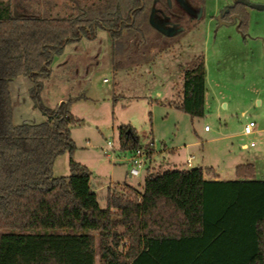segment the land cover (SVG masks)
<instances>
[{"label": "trees", "instance_id": "obj_1", "mask_svg": "<svg viewBox=\"0 0 264 264\" xmlns=\"http://www.w3.org/2000/svg\"><path fill=\"white\" fill-rule=\"evenodd\" d=\"M73 1V12L56 15L50 0L43 9L42 0H0V264H96L97 248L101 264H264V180L252 163L238 164L236 179L227 180L207 179L201 168L147 167L140 193L110 185L99 205L91 170L73 157L71 99L46 106L41 78L66 44L93 38L98 28L111 38L113 66L148 60L156 46L147 16L153 0ZM248 6L237 0L227 13L237 15L242 35ZM19 75L33 82L31 97L46 120L13 123L9 84ZM205 92L204 56L194 55L175 106L203 116ZM118 139L124 151L141 145L129 124L119 126ZM63 152L69 173L54 176Z\"/></svg>", "mask_w": 264, "mask_h": 264}, {"label": "rangeland", "instance_id": "obj_2", "mask_svg": "<svg viewBox=\"0 0 264 264\" xmlns=\"http://www.w3.org/2000/svg\"><path fill=\"white\" fill-rule=\"evenodd\" d=\"M42 1L41 9L47 0ZM50 1L56 15L74 11L73 0ZM80 1L84 7L97 0ZM235 1L202 0L200 18L187 21L186 30L167 41L150 30L156 46L141 63L136 58L130 64L122 61L123 67L113 66L112 41L102 28L93 38L66 44L54 56L49 77L41 78L39 96L49 107L71 99L70 111L76 119L70 126L76 144L73 157L91 170V185L101 207L106 205L110 185L117 190L142 191L146 165L139 175L129 176L130 164L124 161L128 151L120 149L118 139L122 124L133 126L142 147L153 150L149 171L182 168L187 157L193 156L189 169L202 166L203 177L212 166L220 178L236 179L235 167L245 160L242 158L256 153L257 176H264V151H255L261 148L260 136L248 138L254 143L249 149H241L232 137L249 120L258 125L264 112V9L255 7L264 5V0H246L250 26L246 37L236 23L218 20L222 9ZM14 10L25 12L16 5ZM194 55L204 56L207 72L204 115L200 117L175 106L181 95L183 68ZM32 85L24 75L9 84L14 124L46 120L31 97ZM256 96L262 97L260 105ZM221 101L227 102L226 108ZM68 162L67 152L59 154L53 161V175H68ZM96 264H101L98 248Z\"/></svg>", "mask_w": 264, "mask_h": 264}, {"label": "flooded vegetation", "instance_id": "obj_3", "mask_svg": "<svg viewBox=\"0 0 264 264\" xmlns=\"http://www.w3.org/2000/svg\"><path fill=\"white\" fill-rule=\"evenodd\" d=\"M152 10L153 20L156 23L163 25L162 31L155 29L149 22ZM228 12L229 6L222 9L218 16L219 22H231L233 18H235L238 23V17L236 14H230L227 18ZM200 16L201 3L198 0H153L148 11V23L150 27L162 37L163 41H167L168 39L183 33L187 28V21L199 19ZM178 28H182V30L174 35H167V32Z\"/></svg>", "mask_w": 264, "mask_h": 264}, {"label": "crops", "instance_id": "obj_4", "mask_svg": "<svg viewBox=\"0 0 264 264\" xmlns=\"http://www.w3.org/2000/svg\"><path fill=\"white\" fill-rule=\"evenodd\" d=\"M248 8H249V6L247 7V10H248ZM259 10H261V9H259ZM236 24H237V22H236ZM249 28H250V26L248 25L247 32H246V34L243 35V37H246L248 35ZM205 81H206V85H207V72H206V70H205ZM206 89H207V86H206ZM263 97H264V93H263ZM255 101H256L257 104L260 105L262 103V97L256 96ZM221 104L225 108L227 107V102L226 101H221ZM253 134L259 135L260 136V142H261V144H260L261 148L259 150H255V151H264V112L261 114L260 121H259L258 125L256 124V127L254 128V130H253V132L251 134L245 135L243 133L242 129H241L237 134H233L232 137H234V139H236V141L239 144V147L241 149H249L250 147L254 146V145H252V146L250 145L252 141L248 142V138H250ZM257 158H258V156H257L256 153L248 154L247 156H245V158H242V159H245V160H243V162H240L239 164L252 163L255 166V178L258 179V180H264V176H262L263 174L261 176H259V177L257 176L259 174L258 167L256 166ZM151 159H152V154H151L150 160L148 161L147 164H149L151 162ZM263 160H264V158H263ZM147 166L148 165H146V169H147ZM197 168H201L202 169V166L198 165ZM185 169H189V167H187ZM208 169H210L209 170L210 172L209 173H205L206 174L205 178L214 179V180H227V179L220 178L218 171L213 169L212 166L209 167Z\"/></svg>", "mask_w": 264, "mask_h": 264}, {"label": "built area", "instance_id": "obj_5", "mask_svg": "<svg viewBox=\"0 0 264 264\" xmlns=\"http://www.w3.org/2000/svg\"><path fill=\"white\" fill-rule=\"evenodd\" d=\"M256 126L255 121L249 120L243 126V133L245 135H249L253 132L254 127ZM205 130H208V126H205ZM152 145V143L150 144ZM251 146L254 145L253 142L250 144ZM108 146L112 147V143L109 141ZM152 149L143 148L142 145L138 146L136 149L132 151H128V154L125 155L124 161H128L130 164L129 168V176H137L140 174V170L147 165L148 161L150 160V154H152ZM193 156H189L186 159V164L182 168H187L191 166ZM120 159L117 160L119 162ZM146 168V167H145Z\"/></svg>", "mask_w": 264, "mask_h": 264}, {"label": "water", "instance_id": "obj_6", "mask_svg": "<svg viewBox=\"0 0 264 264\" xmlns=\"http://www.w3.org/2000/svg\"><path fill=\"white\" fill-rule=\"evenodd\" d=\"M255 7H256L257 9H261V10L264 9V5H257V6H255ZM152 15H153V10H152L151 15H150V18H149V22H150V24H151L155 29H157V30H159V31H162V30H163V25H162V24H158V23H156V22L153 20ZM220 23H223V24H231V23H232V24H235V23H236V19L233 18V20H232L231 22H220ZM237 25H238V23H237ZM181 30H182V28H178V29H175V30L169 31V32H167V35H169V36L174 35L175 33L179 32V31H181Z\"/></svg>", "mask_w": 264, "mask_h": 264}]
</instances>
